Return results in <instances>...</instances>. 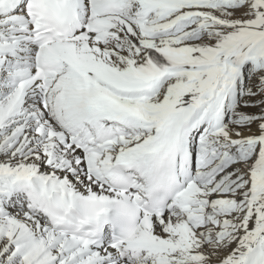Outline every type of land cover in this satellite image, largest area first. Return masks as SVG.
<instances>
[{"label":"snow or ice","instance_id":"6c2138e0","mask_svg":"<svg viewBox=\"0 0 264 264\" xmlns=\"http://www.w3.org/2000/svg\"><path fill=\"white\" fill-rule=\"evenodd\" d=\"M0 264H264V0H0Z\"/></svg>","mask_w":264,"mask_h":264}]
</instances>
